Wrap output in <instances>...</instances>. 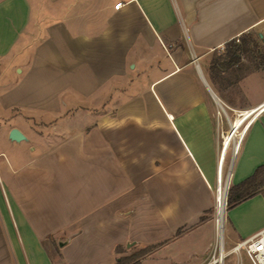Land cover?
I'll list each match as a JSON object with an SVG mask.
<instances>
[{
    "label": "crops",
    "instance_id": "crops-1",
    "mask_svg": "<svg viewBox=\"0 0 264 264\" xmlns=\"http://www.w3.org/2000/svg\"><path fill=\"white\" fill-rule=\"evenodd\" d=\"M231 146L235 185L264 164V0H0V264L207 263ZM263 229V193L229 206L223 264Z\"/></svg>",
    "mask_w": 264,
    "mask_h": 264
},
{
    "label": "trees",
    "instance_id": "trees-1",
    "mask_svg": "<svg viewBox=\"0 0 264 264\" xmlns=\"http://www.w3.org/2000/svg\"><path fill=\"white\" fill-rule=\"evenodd\" d=\"M228 46L229 49L227 51V56L235 58L239 50L245 49L247 46H249V40L242 39L241 43H237L236 40H232L228 43ZM258 193L264 194V164L259 165L252 175L240 183L230 186L228 191V204L229 206L238 204L241 201L246 200L247 198H250ZM204 218L205 217L202 216L201 219L204 220ZM48 238L54 241L52 235H50ZM132 248L134 249L133 253L127 255L122 254L120 257H118L115 264H143L142 259L152 253L157 248V245H147L142 248L133 246ZM116 250L118 253H123L126 251L125 247L122 245H118ZM58 253L61 257L59 251ZM60 264L65 263L62 262Z\"/></svg>",
    "mask_w": 264,
    "mask_h": 264
},
{
    "label": "built area",
    "instance_id": "built-area-1",
    "mask_svg": "<svg viewBox=\"0 0 264 264\" xmlns=\"http://www.w3.org/2000/svg\"><path fill=\"white\" fill-rule=\"evenodd\" d=\"M120 5H122V2H119L116 6L119 7ZM194 60L197 61V58L194 57ZM228 145H229L228 142L225 143V139H224V144L222 148V162H223V157H224V154H225V151ZM222 162L219 165V170H218V184L222 182V178L224 177V166L222 167L223 165ZM229 188H230V185H229ZM229 188L227 189V192H226V198L228 196ZM217 244L220 245L218 225H217ZM218 245H217V251H216L217 253H215L213 257L211 258V260H209L205 264H221L217 260V257L221 255L220 254L221 246L218 247ZM232 250L236 253H241L242 251H244L250 257L253 264H264V229L259 231L252 237L238 242L232 247ZM223 254H224V249H223Z\"/></svg>",
    "mask_w": 264,
    "mask_h": 264
},
{
    "label": "rangeland",
    "instance_id": "rangeland-1",
    "mask_svg": "<svg viewBox=\"0 0 264 264\" xmlns=\"http://www.w3.org/2000/svg\"><path fill=\"white\" fill-rule=\"evenodd\" d=\"M237 123V122H236ZM236 132H237V126H235L234 127V129L231 131V133H230V138H231V140H230V142L232 141V139H233V137L236 135ZM233 154H234V149L232 148V146H231V148L229 149V151H228V154H227V159H226V161L224 162L225 163V165H224V177H223V181H225L226 180V178L228 177V174H229V172H230V170H231V168L233 167V165H232V157H233ZM231 165H232V167H231ZM233 169V168H232ZM227 185H228V180H227ZM226 183H225V186H224V188H222L223 189V191H222V189H220V191H219V184H218V187H217V192H216V196H215V200H214V219H215V223H216V229H217V225H218V227H219V242H220V235H221V227H220V210H219V206H220V196L219 195H222V193L225 195V188H226ZM231 186V185H230ZM221 191H222V193H221ZM226 191H227V189H226ZM221 193V194H220ZM229 207V204H228V196H227V198H226V195H225V200H224V214H223V226H224V217H225V212H226V210H227V208ZM217 231V230H216ZM64 236H56V240H54V241H52L51 239L50 240H47L46 242V244H47V246H48V248L50 249V253L52 254V256L53 257H55V258H58L59 257V253H58V248H59V246H61L62 244H63V242H64ZM218 245V244H217ZM220 245H218V247H219ZM226 246V245H225ZM133 246L132 245H128V246H125V249H126V251L125 252H123V253H121V255L122 254H124V255H127V254H131V253H133L134 252V249L132 248ZM151 254V253H150ZM149 254V255H150ZM147 258H150V257H148V255L146 256V257H144L143 259H142V263L144 264V262H145V260L147 259ZM219 258L220 257H217V260H218V262H220L219 261ZM155 264H162V262H160V263H156V262H154ZM221 263V262H220ZM223 264V263H222Z\"/></svg>",
    "mask_w": 264,
    "mask_h": 264
},
{
    "label": "bare ground",
    "instance_id": "bare-ground-1",
    "mask_svg": "<svg viewBox=\"0 0 264 264\" xmlns=\"http://www.w3.org/2000/svg\"><path fill=\"white\" fill-rule=\"evenodd\" d=\"M237 129H239V128H237ZM234 150H235V148H234ZM228 176H229V174H228ZM227 180H228V177H227V179L225 181H223V178H222V182L219 184V191H220V189L224 188L225 183L227 185ZM229 185H230V182L228 183V185L225 188V195H226V192H227L226 189L229 188ZM222 191H223V189H222ZM222 191H221V193H222ZM225 195L223 193H222V195H219L221 197L220 198V206H219V210H220V216H219L220 218L219 219H220V227H221V235H220V246H221L220 254L221 255L219 256L220 257L219 258V261L221 262V264L223 263V259H224V257H223V255H224L223 254V214H224V200H225Z\"/></svg>",
    "mask_w": 264,
    "mask_h": 264
},
{
    "label": "water",
    "instance_id": "water-1",
    "mask_svg": "<svg viewBox=\"0 0 264 264\" xmlns=\"http://www.w3.org/2000/svg\"><path fill=\"white\" fill-rule=\"evenodd\" d=\"M10 138L13 140H22L25 138V135L17 128H13L10 132Z\"/></svg>",
    "mask_w": 264,
    "mask_h": 264
}]
</instances>
